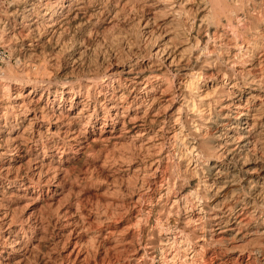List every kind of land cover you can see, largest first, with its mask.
Masks as SVG:
<instances>
[{
	"label": "bare ground",
	"instance_id": "1",
	"mask_svg": "<svg viewBox=\"0 0 264 264\" xmlns=\"http://www.w3.org/2000/svg\"><path fill=\"white\" fill-rule=\"evenodd\" d=\"M89 1L11 0L0 20L17 55L49 58L0 67V226L16 191L51 231L8 229L0 264H264V0ZM82 162L111 175L87 215Z\"/></svg>",
	"mask_w": 264,
	"mask_h": 264
},
{
	"label": "rangeland",
	"instance_id": "2",
	"mask_svg": "<svg viewBox=\"0 0 264 264\" xmlns=\"http://www.w3.org/2000/svg\"><path fill=\"white\" fill-rule=\"evenodd\" d=\"M10 2H11V0H0V20H1V22H3L4 21V18L9 14V11H10ZM92 2L93 1H89L88 3L89 4H92ZM104 2H106L105 0L103 1V3ZM105 4V3H104ZM130 11V12H129ZM127 12V13H126ZM125 13V15L124 16H120V18L118 19V23L120 24V26H119V24L115 27V28H117V27H119V28H117V29H119V32L117 31V29H115V28H113V34H115L116 32L117 33H119V36L121 35V39H123L124 37H122L123 35H125V37L128 39L129 37H130V34H128V33H132V31L134 32V30H132V29H135V27L134 26H132V23H134L133 21V19H134V13H133V11H131V10H129L128 9V11H125L124 12ZM132 13V14H131ZM7 14V15H6ZM129 14V15H128ZM5 15V16H4ZM123 17V18H122ZM128 17V18H127ZM127 19V20H126ZM132 21V22H131ZM0 22V23H1ZM103 23V22H102ZM122 23V24H121ZM130 23V24H129ZM130 25V26H129ZM134 25V24H133ZM1 26H3V24H0V27ZM130 27H134V28H130ZM122 28V29H121ZM1 29L2 28H0V32H1ZM114 30H116V31H114ZM126 30V31H125ZM132 30V31H131ZM109 33H111V34H109ZM122 33V34H121ZM127 33V34H126ZM2 34H3V36H2ZM0 35L2 36V37H4V43H3V45L7 48V50H8V52H9V54H10V57H11V60L8 62L9 63V65L15 70V71H18V70H21V71H24V72H28V73H30V69H31V71L33 72V70H34V72L37 70V66L39 65V66H43L42 67V69H43V71L44 72H46V71H48L49 69V66H47V65H49V62H48V56H47V54L45 55V54H35V55H32V56H30V57H28V56H20V55H17V53L14 51V50H17V51H19L20 50V52H22L21 50H22V48H20V46H21V44H27L26 42H23L22 43V41H21V38H19V37H12L10 34L8 35V31H6V32H4V33H0ZM7 35V36H6ZM104 35V36H103ZM107 35V36H106ZM112 36V30L110 31H100L99 32V34H98V41H99V43L97 42V44L96 45H98V44H100V45H98V47L95 49V53H97V54H100V53H102L101 51L102 50H104L105 48V45H107L108 46V44H107V42L110 44V36ZM109 36V37H108ZM115 36H117V35H115ZM118 36V37H119ZM11 37V38H10ZM107 38L106 40L104 39V38ZM113 37H114V35H113ZM15 38H17V40L15 39ZM125 38V39H126ZM23 39V38H22ZM109 39V40H108ZM124 39V40H125ZM123 40V41H124ZM104 41H107V42H104ZM102 44H103V46H102ZM15 46H17V47H15ZM106 46V47H107ZM104 48V49H103ZM19 49V50H18ZM99 49H101L100 51H99ZM97 51H99V52H97ZM104 52V51H103ZM57 53V52H56ZM35 57V58H34ZM27 60V61H26ZM92 60H94L92 57L90 58V61H92ZM33 64V65H32ZM5 66V65H4ZM4 66H2V67H4ZM31 66V67H30ZM1 67V68H2ZM46 67V68H45ZM46 69V70H45ZM48 69V70H47ZM48 73V72H47ZM41 75V74H40ZM39 74H38V76L36 75V78H40L39 76H40ZM49 76V75H48ZM50 77H51V75H50ZM49 77V79L52 81V80H54V79H52V77L50 78ZM53 82V81H52ZM55 82V81H54ZM53 82V83H54ZM0 112H1V110H0ZM1 114V113H0ZM99 162H96V163H94L93 165L91 164V163H83L82 162V164H76V165H73V166H71L70 168H69V170L67 171L68 173L67 174H70V176L72 177V179H74L75 177V179H74V181H76V182H74L73 183V185H72V187H73V194L75 195H71V197L69 198V199H72L71 201H73V202H76V203H78L80 206V208H81V210H82V213L83 214H85V215H87L89 212H91V211H94V207H93V205H95L96 203L95 202H99V203H104L103 201H105V199H107L108 197H106V196H104V195H102L103 194V190H105V185H108L110 182V180H111V175H110V173L109 172H107V171H103V169H101V167L99 166V164H98ZM88 164V165H87ZM89 164H91V165H89ZM93 166V167H92ZM94 167H96V168H94ZM100 168V169H99ZM92 169V170H91ZM94 170V172H91V171H93ZM103 172V173H102ZM66 174V173H65ZM90 174H94V176L95 177H97L98 179H97V181H93V182H91L86 176L88 175H90ZM108 175H109V177H108ZM60 178H62L61 176H60ZM85 178V179H84ZM78 180V181H77ZM85 180V181H84ZM89 180V181H88ZM103 180V181H102ZM73 182V181H72ZM94 182H96V183H94ZM102 182V183H101ZM109 182V183H108ZM76 183H80L79 185L78 184H76ZM89 183H91V184H89ZM93 183V184H92ZM99 183V184H98ZM102 184H104V185H102ZM76 185V186H75ZM99 187H98V186ZM103 186V187H102ZM103 188V189H102ZM15 193V194H14ZM14 193H13V191H12V193H11V195H12V197H11V195L8 197L9 199V205H10V207H11V209H12V211L10 212L11 213V216L14 218V223L11 225H9L8 227H4V228H1V227H3V226H0V249L1 248H3L4 246L6 247V241L4 240V238H3V236L4 235H6V231H8V229H19V226H22L23 225V227H24V225H25V227H29V225L30 224H33L30 228H31V230L32 231H36L37 233H39L40 235L42 234V238H43V236L44 237H49L50 235H51V231H50V228H48V230L49 231H47V230H44L43 231V229H41V226H40V221L41 220H39V217L37 216L38 215V213H37V215L36 214H34V218L36 217V220L34 221V220H32L33 218H32V216L31 217H29V213H26V208L24 207L25 206V200H24V198H22V197H19V196H21V195H19V193L18 192H16V191H14ZM102 193V194H101ZM14 194V195H13ZM18 194V195H17ZM21 194V193H20ZM16 195V196H15ZM15 196V197H14ZM18 196V197H17ZM105 197V198H104ZM61 198V199H60ZM64 198H65V196H64ZM104 198V199H103ZM14 199V200H13ZM62 197H58L55 201H54V204H53V206H52V208H55L57 205H58V202L59 201H62ZM102 199V200H101ZM59 200V201H58ZM100 200V201H99ZM56 202V203H55ZM63 203V202H62ZM95 203V204H94ZM65 203H63V205H64ZM3 209H4V207L3 206H0V213L3 211ZM91 209V210H90ZM93 209V210H92ZM89 211V212H88ZM23 220V221H22ZM38 220V221H37ZM0 225L2 224V219L0 218ZM43 222V221H42ZM36 223V224H35ZM16 225V226H15ZM42 225H44V226H46L45 224H42ZM7 229V230H6ZM34 229V230H33ZM37 229V230H36ZM39 229H41V230H39ZM21 231V230H20ZM45 232V233H44ZM21 232H19V234H20ZM27 233V232H26ZM20 235H22V234H20ZM35 239V238H34ZM31 239V240H33L32 241V243H34V244H37V247H38V245H42V243L40 242V240L37 238V239ZM5 242V243H4ZM27 243V242H26ZM3 244H4V246H3ZM2 245V246H1ZM28 247V246H27ZM90 248V249H89ZM88 248V252L89 253H91L90 255H91V260H89V262H90V264H92L93 263V261H94V252H95V250H94V248H91V247H89ZM18 251H19V249H18ZM35 251V250H34ZM39 251L38 250H36V253H32V255H30L29 257H28V259H27V261H25L24 260V264H41L40 263V261H38L39 260V253H38ZM32 256V257H31ZM93 257V258H92ZM34 258V259H33ZM22 263V264H23Z\"/></svg>",
	"mask_w": 264,
	"mask_h": 264
},
{
	"label": "built area",
	"instance_id": "3",
	"mask_svg": "<svg viewBox=\"0 0 264 264\" xmlns=\"http://www.w3.org/2000/svg\"><path fill=\"white\" fill-rule=\"evenodd\" d=\"M11 60L10 54L7 48L0 44V67Z\"/></svg>",
	"mask_w": 264,
	"mask_h": 264
}]
</instances>
